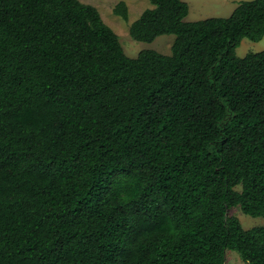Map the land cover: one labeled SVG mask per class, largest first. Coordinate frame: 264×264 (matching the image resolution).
<instances>
[{"label": "trees", "instance_id": "obj_1", "mask_svg": "<svg viewBox=\"0 0 264 264\" xmlns=\"http://www.w3.org/2000/svg\"><path fill=\"white\" fill-rule=\"evenodd\" d=\"M129 25L79 0H0V264H264V0ZM113 12L128 20L124 1Z\"/></svg>", "mask_w": 264, "mask_h": 264}, {"label": "rangeland", "instance_id": "obj_2", "mask_svg": "<svg viewBox=\"0 0 264 264\" xmlns=\"http://www.w3.org/2000/svg\"><path fill=\"white\" fill-rule=\"evenodd\" d=\"M97 8L103 21L118 35L125 54L129 58H136L142 50H155L161 54L169 55L174 42V35L157 37L151 43L137 42L129 36V25L138 18L145 9L152 8L148 0H79ZM124 1L128 8V20L124 21L113 12L114 7ZM188 4L189 13L186 22H195L207 18H228L234 9L244 1L251 0H182ZM264 51V37L258 42L243 39L235 50L237 57L242 58L248 53ZM228 215L238 217L242 227L247 230L253 227L264 226L263 218H253L243 214L238 207L231 208ZM226 264H244L240 256L228 250L225 255Z\"/></svg>", "mask_w": 264, "mask_h": 264}]
</instances>
